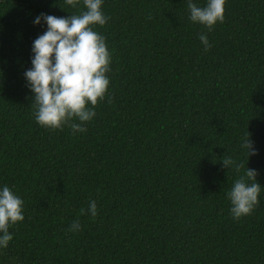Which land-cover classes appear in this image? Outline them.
Masks as SVG:
<instances>
[{
  "label": "trees",
  "instance_id": "trees-1",
  "mask_svg": "<svg viewBox=\"0 0 264 264\" xmlns=\"http://www.w3.org/2000/svg\"><path fill=\"white\" fill-rule=\"evenodd\" d=\"M188 2L103 0L110 20L93 28L112 56L108 95L73 134L36 122L24 73L47 29L35 18L78 14L83 0H0V189L25 216L0 264H264V0H226L212 31ZM225 155L262 185L240 220L227 192L243 170Z\"/></svg>",
  "mask_w": 264,
  "mask_h": 264
},
{
  "label": "clouds",
  "instance_id": "clouds-1",
  "mask_svg": "<svg viewBox=\"0 0 264 264\" xmlns=\"http://www.w3.org/2000/svg\"><path fill=\"white\" fill-rule=\"evenodd\" d=\"M66 5L76 8L80 0H65ZM103 0H83L85 10L66 17L41 13L34 24L47 25L46 31L32 45V67L25 71L27 87L34 94L32 106L36 122L47 129L63 130L65 126L73 134L86 131L83 126L96 116L94 108L108 95L112 56L106 38L94 31L93 26L103 27L108 20L102 10ZM226 0H207L205 6L188 2L189 19L204 25L209 31L225 20ZM63 9V8H62ZM150 18V17H149ZM204 51L211 49L207 35L199 36ZM108 103H112L109 96ZM79 121L76 123L74 121ZM247 131L241 142L248 160L258 152ZM223 167L242 174L235 180L227 197L231 202V215L235 220L249 216L260 203L262 185L257 181L258 172L246 167L231 156L222 158ZM248 164V163H247ZM24 201L7 185L0 189V248H7L13 240L11 226L25 219ZM88 212L97 216V203L90 201ZM85 214V209L80 210ZM81 229L78 220L69 231Z\"/></svg>",
  "mask_w": 264,
  "mask_h": 264
}]
</instances>
